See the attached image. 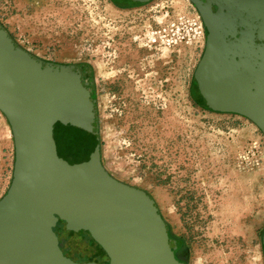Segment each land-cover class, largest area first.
Returning <instances> with one entry per match:
<instances>
[{"label": "rangeland", "instance_id": "374dc122", "mask_svg": "<svg viewBox=\"0 0 264 264\" xmlns=\"http://www.w3.org/2000/svg\"><path fill=\"white\" fill-rule=\"evenodd\" d=\"M116 1L0 0V22L44 59L93 66L103 162L153 195L187 264H264V134L199 98L207 32L197 8ZM14 162L0 110V200ZM56 232L73 260L108 263L85 228Z\"/></svg>", "mask_w": 264, "mask_h": 264}, {"label": "water", "instance_id": "95a60500", "mask_svg": "<svg viewBox=\"0 0 264 264\" xmlns=\"http://www.w3.org/2000/svg\"><path fill=\"white\" fill-rule=\"evenodd\" d=\"M190 1L207 29L195 72L200 94L264 134V0ZM0 110L15 143L0 200V264H96L64 253L59 220L85 228L108 264H187L153 195L103 162L90 63L44 59L0 22Z\"/></svg>", "mask_w": 264, "mask_h": 264}, {"label": "flooded vegetation", "instance_id": "af4514ba", "mask_svg": "<svg viewBox=\"0 0 264 264\" xmlns=\"http://www.w3.org/2000/svg\"><path fill=\"white\" fill-rule=\"evenodd\" d=\"M202 101H205L204 100V98H200ZM206 102V101H205ZM207 103V102H206ZM64 220H59V222L57 223V226L55 227V231L56 230H58V229H56L57 227H58V225H60V224H62V226H64ZM58 234V233H57ZM61 243V242H60ZM61 246H62V244H61ZM179 246V245H178ZM63 247V246H62ZM179 248V247H178ZM178 248H177V250H178ZM63 249V248H62ZM176 250V255H177V257H182V255H183V252H184V250L183 249H180L179 251H177ZM100 264V263H99ZM102 264H106L105 262L104 263H102ZM108 264V263H107Z\"/></svg>", "mask_w": 264, "mask_h": 264}, {"label": "trees", "instance_id": "16d2710c", "mask_svg": "<svg viewBox=\"0 0 264 264\" xmlns=\"http://www.w3.org/2000/svg\"><path fill=\"white\" fill-rule=\"evenodd\" d=\"M113 2L114 3H116L118 6H120V4H119V2H117L116 0L114 1L113 0ZM206 32H207V29H206ZM194 83V82H193ZM198 86V85H197ZM202 97V95L199 93V98H201ZM203 98V97H202ZM195 99V98H194ZM196 100V99H195ZM196 102H198L197 100H196ZM198 104H200V103H198ZM62 227V224H60V225H58V227L56 228V229H58V228H61ZM99 247H101L100 245H98ZM102 249V248H101ZM102 251H103V249H102ZM108 263H109V261H108Z\"/></svg>", "mask_w": 264, "mask_h": 264}]
</instances>
